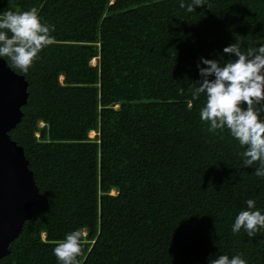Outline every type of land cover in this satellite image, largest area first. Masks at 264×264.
<instances>
[{
	"label": "trees",
	"instance_id": "16d2710c",
	"mask_svg": "<svg viewBox=\"0 0 264 264\" xmlns=\"http://www.w3.org/2000/svg\"><path fill=\"white\" fill-rule=\"evenodd\" d=\"M181 2L0 0V13L36 7L55 26L27 73L0 57L29 82L10 137L40 190L0 264H59L55 242L78 228L81 264H209L241 253L264 264V229L231 231L248 199L264 212V177L243 165L227 128L208 131L205 97L191 95L202 57L223 64L236 41L242 51L264 45V0H205L191 13Z\"/></svg>",
	"mask_w": 264,
	"mask_h": 264
},
{
	"label": "clouds",
	"instance_id": "9594fccd",
	"mask_svg": "<svg viewBox=\"0 0 264 264\" xmlns=\"http://www.w3.org/2000/svg\"><path fill=\"white\" fill-rule=\"evenodd\" d=\"M205 0H192L181 8L194 12L204 6ZM55 26L42 21L38 9L5 11L0 13V57H6L12 66L27 73L43 49L55 42L52 33ZM232 58L226 63L216 59L201 58L205 65L199 68L201 79L191 83L193 100L203 94L205 102L200 110V119L209 125L208 131L227 128L244 151L239 155L245 167H255L254 175L264 177V45L256 49L241 50L236 41L223 49ZM183 94L184 89L181 88ZM189 107L192 104L189 103ZM94 133V132H93ZM95 135V133H94ZM247 207L235 217L231 231L243 229L252 238L264 229V212L256 208V201L248 199ZM86 233L81 229L68 232L55 242L53 253L59 264H81ZM209 264H247L243 254L229 257L222 254Z\"/></svg>",
	"mask_w": 264,
	"mask_h": 264
},
{
	"label": "water",
	"instance_id": "95a60500",
	"mask_svg": "<svg viewBox=\"0 0 264 264\" xmlns=\"http://www.w3.org/2000/svg\"><path fill=\"white\" fill-rule=\"evenodd\" d=\"M29 82L0 59V259L34 216L40 190L24 148L10 137L28 103Z\"/></svg>",
	"mask_w": 264,
	"mask_h": 264
},
{
	"label": "rangeland",
	"instance_id": "374dc122",
	"mask_svg": "<svg viewBox=\"0 0 264 264\" xmlns=\"http://www.w3.org/2000/svg\"><path fill=\"white\" fill-rule=\"evenodd\" d=\"M97 63V60L95 61V60H93V64H96ZM95 135L94 134H90V137H94ZM114 194H116V192H114Z\"/></svg>",
	"mask_w": 264,
	"mask_h": 264
},
{
	"label": "bare ground",
	"instance_id": "6f19581e",
	"mask_svg": "<svg viewBox=\"0 0 264 264\" xmlns=\"http://www.w3.org/2000/svg\"><path fill=\"white\" fill-rule=\"evenodd\" d=\"M96 61V60H95ZM92 134H94L93 132H92Z\"/></svg>",
	"mask_w": 264,
	"mask_h": 264
}]
</instances>
